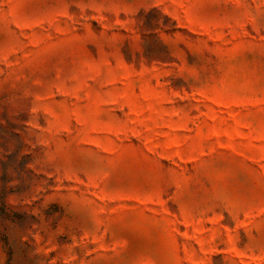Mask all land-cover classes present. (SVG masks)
Segmentation results:
<instances>
[{"label": "rangeland", "instance_id": "rangeland-1", "mask_svg": "<svg viewBox=\"0 0 264 264\" xmlns=\"http://www.w3.org/2000/svg\"><path fill=\"white\" fill-rule=\"evenodd\" d=\"M0 264H264V0H0Z\"/></svg>", "mask_w": 264, "mask_h": 264}]
</instances>
